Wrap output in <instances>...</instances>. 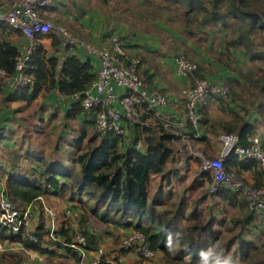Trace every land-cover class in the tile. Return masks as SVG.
Segmentation results:
<instances>
[{
  "label": "trees",
  "instance_id": "1",
  "mask_svg": "<svg viewBox=\"0 0 264 264\" xmlns=\"http://www.w3.org/2000/svg\"><path fill=\"white\" fill-rule=\"evenodd\" d=\"M7 1L0 0V4ZM101 1L109 10L106 19L103 18L104 14L93 13L88 0H54L41 8L39 15L52 22L55 21L54 14L61 11L65 18L52 23L68 30L67 25L72 35H79L81 30H86L87 41L100 48L103 46L97 45L98 39L120 36L125 41L126 54L139 59L138 74L146 79L150 87L151 83L142 70L143 52H134L149 44H139L138 40L143 38L140 34L144 31H138L136 25L139 19L147 17H155V21L170 24L183 37L180 47L184 50L174 45L178 41L176 39L169 47L158 38L157 43L165 49L168 57L173 56V61L182 54L196 65V69L185 77L188 87H192L194 79L201 78L208 82L219 79L229 89L224 99L218 96L208 98L207 105L199 111L202 117L197 129L193 128L186 116L180 135L188 137L191 149L206 158H214L213 149L222 133L236 134L240 146L247 145L248 138L257 137L264 149V0H135L136 5L132 4V0L131 4H126L128 0ZM139 5L144 8V16L138 12ZM67 16L72 19L68 20ZM109 20L113 22L109 23ZM209 34L216 38L219 35L216 40L219 50L215 57L203 58L200 56L203 55L202 43L212 44L208 41ZM9 35L21 41L17 45L12 44L5 38ZM37 38L39 42L28 64V74L34 79V86L10 92L0 85V108L5 103H23L30 107L38 97L45 98L56 93L61 100H68L69 109L62 118H58V125L42 129L51 135L60 129L55 135L57 140L50 157L29 148H18L20 151L16 152L3 151L1 144L8 148L12 146L5 141L8 131L3 130L7 121L0 114V179L6 182L10 199L16 208L32 205L34 215L31 229L37 238L36 242H32L27 239L24 230L14 234L0 226V242H6L7 247L26 251L2 252L0 264H24L28 261L29 253L43 257L46 264H82L81 254L70 247L75 231L71 220L66 218V213L70 211L77 213L78 229L86 239L83 249L87 252L84 260L87 264L90 261H96V264H122L118 262V257L128 252H132L136 259L143 260L136 256L135 247L127 250L113 248L118 240L111 243L108 232L99 236L93 233L87 223L89 214L120 229L119 234L123 238L130 232L142 234L154 252L152 260L144 261L155 264H225L217 261L210 251H202L195 246L185 248L186 240L181 239L178 231L181 229L180 223L186 218V198L181 197L170 217H166L163 211L157 214L155 209L148 207L154 181H159L157 192L162 194L160 200L166 204L173 198V190L169 189L174 187L178 179L190 174L196 177V183H192L185 191L194 188L201 190L204 185H207L208 191L211 172L198 173L200 159L183 157L179 148L173 145L174 136L158 121L150 126L127 128L124 136L96 133L94 111H84L80 106V98L96 79L97 59L85 56L75 47H62L53 33ZM196 39H202L198 45L201 46V52L194 47L198 41ZM24 45L25 40L19 30L0 22V67L8 75H13L14 63ZM237 55L243 61L241 66L236 60ZM62 57L65 59L61 62ZM222 73H226L227 77H223ZM152 89L156 88L152 86ZM72 96H78L79 99H72ZM181 103L185 112L183 99ZM211 104H215L219 115H225L226 119H213ZM45 137L42 147L47 141ZM33 143L38 144L35 141ZM24 154L28 157L30 168L20 171L18 165ZM224 167L227 172L240 177L246 185L264 189V171L258 168L256 162L238 161L231 157ZM247 171L253 172V182L244 177L243 172ZM165 186L169 189L163 190ZM93 187L101 190V197L91 191ZM39 197L51 198L52 205H55L54 199L64 201L67 205L60 213L61 227L56 232L59 241L49 238L47 218L37 201ZM209 197L225 209L240 212L238 219L232 222L242 227L237 248L239 255L245 259L256 248L254 238L249 236L264 235V216L251 213L247 203L231 190L220 188L214 194H209ZM201 200H205L203 196ZM193 205L196 207L197 203L193 202ZM111 210L114 217L108 218L107 213ZM198 215L200 213L194 209L189 218L194 219ZM182 229L185 228L182 226ZM214 239L215 236H212L211 240ZM102 248L110 249V252ZM99 251H102L101 254ZM32 261L39 264L37 260ZM238 264L245 263L239 261Z\"/></svg>",
  "mask_w": 264,
  "mask_h": 264
},
{
  "label": "built area",
  "instance_id": "2",
  "mask_svg": "<svg viewBox=\"0 0 264 264\" xmlns=\"http://www.w3.org/2000/svg\"><path fill=\"white\" fill-rule=\"evenodd\" d=\"M53 1L9 0L0 5V22H5L19 30L25 40V45L14 63L13 75H8L7 71L0 67V85L10 92L33 87L35 81L28 74V64L39 42L37 37L53 33L62 47L71 49L75 47L85 56H91L98 61L96 79L85 89L80 98V106L84 111H94L96 133L124 136L127 128L145 126L148 115L166 108L168 103L166 97L160 91L152 89L146 79L138 74L140 61L126 54L125 41L120 36H111L107 47L100 48L82 37L72 35L64 26L44 20L39 15V10ZM64 59L62 57L61 62ZM174 66L175 75L180 78L186 77L196 69V65L183 55L174 59ZM180 94L184 100L186 115L193 128L197 129L202 117L199 111L207 105L208 98L218 96L224 99L229 94V89L223 84H212L205 79L196 78L192 87L184 88ZM71 98L79 99L78 96ZM163 127L174 136L173 142L182 143L179 151L183 157L194 156L200 159V172H211L208 183L209 194H214L220 188L231 190L239 199L247 203L251 213L264 216V189L246 185L240 177L233 172H227L224 167L229 158L235 157L238 161L256 162L258 168L264 171V149L260 145L259 138H248L247 145L240 146L236 134L222 133L218 137L220 144L218 156L208 159L202 153L192 150L188 137L177 132L181 125L171 120H164ZM37 201L47 218L46 229L49 238L55 242L59 241L56 236V232L61 227L59 212L48 206L42 197ZM33 215L32 205L16 208L10 199L6 182L0 179V226L14 234L24 230L27 239L36 242L37 238L31 229ZM66 218L71 220L75 230L70 247L78 250L82 264H87L84 262L87 252L83 249L86 239L78 229L77 213L70 211L66 213ZM7 246L6 242L0 243V253L16 250ZM134 247L138 258L143 260L154 258V252L145 237L140 233L130 232L123 238L122 248L127 250ZM20 250L24 251V249ZM101 252L99 251L100 254ZM28 255L31 260H37L39 264L45 262L43 257L35 253ZM88 264H96V261H90Z\"/></svg>",
  "mask_w": 264,
  "mask_h": 264
},
{
  "label": "rangeland",
  "instance_id": "3",
  "mask_svg": "<svg viewBox=\"0 0 264 264\" xmlns=\"http://www.w3.org/2000/svg\"><path fill=\"white\" fill-rule=\"evenodd\" d=\"M134 1L135 0H132V4L136 5ZM4 3L6 2H3L2 4ZM89 3H90L89 6L92 8V11L94 14L96 12H99L100 14H104L103 18L106 19L105 16L109 14L106 12H109V10L105 6L102 5L104 3L101 0L100 1L99 0H88V4ZM126 4H131L130 0H128ZM143 4H144V1H143ZM138 7H140V5ZM60 10H63V9H60ZM138 12H141L140 15L142 16L145 15L143 7L138 8ZM63 15L64 14H62L61 11L56 12L54 14L55 21H52V22H56V21L59 22L61 18H65V16ZM67 19L70 20L72 18H69L67 16ZM154 19L155 17H147L144 20L142 19L138 20L136 29L138 31L139 30L144 31L142 33L138 32L139 34L141 33L140 37L152 39L153 41L152 43L156 44L155 45L156 47H158L159 45V43H157V38L160 39V41H162L166 47L171 46V42L172 41L174 42V39H176L178 41L174 45L177 46V48H179L180 50H184L180 47L181 45L180 41L183 39V37L179 36L177 29H175L170 24L165 23L164 21H155ZM108 22L112 23L113 21L109 20ZM65 26L72 33V30L67 25ZM158 31H160L161 35L160 33H157ZM75 35L80 37V35L78 34H75ZM218 37L219 35H217V38ZM144 38H141L138 40L139 44H143ZM217 38L209 34L208 41L212 42V44L202 43L203 44V55H200V56H203V58L205 57L212 58L217 55V49L219 50V47L216 44ZM196 40L198 41H196V45L194 47L197 48V50L201 52L202 50L201 46L198 47V45L202 39H196ZM159 55L161 56V54ZM236 60L239 63V66L243 64V61L242 60L240 61L238 59V55L236 56ZM240 69L244 70V68H240ZM5 141H7L12 147L8 148L4 144H1V148L3 151L11 152V151L18 150V148L23 149V150H27L28 148H30L28 145L26 146L24 144H21V142L19 141L13 142V139L9 136ZM49 143H50V139H48L45 145L41 149H39L40 148V139H39V142H38L39 147L38 149H35V148L34 149L37 152H40L42 156L50 157L53 151V145L52 147L49 148L48 147ZM173 145L180 148L182 146V143L173 142ZM27 159L28 157L24 154L18 165L20 171L29 170L30 165ZM208 159H211V158H208ZM200 166L197 167L198 173L200 172ZM185 178L186 177L182 179L181 177L180 179H178V181L174 183L175 184L174 187L170 189L168 188V186H165L163 188V190H167V189L173 190L172 192L173 198L166 204H164L165 202L163 200H160L162 194L161 193L159 194L157 192L159 181L158 180L154 181L150 189V200L148 203L149 204L148 207L151 209H155V213L160 214V212L163 211L166 217H170L172 215V212L175 209H177V204L180 201L181 197L186 198L187 200V208L185 212L186 218L180 223L181 229H179L178 231V234L181 236V239L186 240L185 248L188 246H195V247H198V249L202 251H210L216 257L217 261H222L225 264H238L239 261L245 264H264V235H260L257 237H254L253 235L249 236L250 238H254L256 242L255 243L256 248L253 252H249L246 258L243 259L242 255H239L238 248H237L238 238L239 236H242L241 235L242 227L232 222L234 219H238V217L240 216V212L227 209V208L225 209L222 207V205L219 202L209 197V194L207 191V185L205 188L201 190H196L193 187L194 191L193 190L185 191L191 185V181H190L191 179L189 178V175H188V179L186 182H184ZM91 191H94L93 193L97 197H101V194H102L101 190L93 187L91 188ZM201 196H203L205 200H201ZM90 198L92 197L90 196ZM43 199L48 206H51L52 208L58 211L64 209L63 207L64 201L53 200L55 205H52L51 203L53 202L51 201V198L43 197ZM159 202H162L163 204H159ZM193 202L197 203L196 207L195 205H193ZM89 205H91V203H89ZM113 206H116V204H114ZM194 209H197L198 212L200 213V215H198L200 217L196 220L194 219L197 218L198 216L195 217L194 219L189 218V214L192 213ZM113 213L114 212L111 210V212L107 213V217L113 218L114 217ZM36 221L37 219L34 220V223H36ZM87 223H88V226L93 231V233L97 234L98 236L104 232H108L111 235V243L114 244L118 240L116 246H114L113 248L118 250L120 249V247H122L123 237L121 236V234H119V232L121 233L120 229L116 228L114 225H111L110 223H105L102 220H100L98 217L90 215V214H89V218H87ZM208 223L210 224L207 226ZM182 226L183 228H185L184 230L182 229ZM212 236H215L214 240H211ZM0 243H5V242H0ZM194 243H196V245ZM16 250H20V249L16 248ZM16 250L12 252L14 253L16 252ZM102 250L106 252H110V249L106 250L102 248ZM230 258L231 260H228ZM137 261L138 263H135ZM118 262H121L122 264H155L152 261L148 262V261L136 259L135 256L132 254V252L119 255ZM24 264H35V263L32 260H30V257H29L28 261L26 260Z\"/></svg>",
  "mask_w": 264,
  "mask_h": 264
},
{
  "label": "crops",
  "instance_id": "4",
  "mask_svg": "<svg viewBox=\"0 0 264 264\" xmlns=\"http://www.w3.org/2000/svg\"><path fill=\"white\" fill-rule=\"evenodd\" d=\"M9 2V1H7ZM6 2V3H7ZM5 4V3H4ZM2 5V4H0ZM80 37L87 39L86 30L80 31ZM114 36V35H113ZM12 44L17 45L21 39L14 36L9 35L5 37ZM144 38V37H143ZM109 41V36L105 38V40L98 39L97 45L99 46H107ZM144 42L148 43V46H143L141 50H134V52L142 51L143 53V64L142 70L149 82L151 83V87H155L156 90L160 91L167 99L168 104L166 108L159 110L156 113H151L146 118V124H153V122L158 121L163 124L164 120H171L176 122V124L181 125L180 129H177V132H183L184 127V119L187 116L185 112H183V106L181 103V91L184 88L189 86L186 78H180L175 75V66L173 61V56H167L164 48L156 47L154 43H152V39L144 38ZM158 45V44H157ZM153 47V48H152ZM161 54V56L159 55ZM223 77H227L226 73L221 74ZM223 81L219 79H215L214 84H223ZM68 101V100H67ZM67 101H63L56 96V93L49 94L45 98L41 96L38 97L35 101L31 103L30 107H26L23 103L18 104H4L0 109V114L4 115L6 118L5 128L3 132L8 131L7 135L13 139V142H22L25 145H30L29 149H38L39 145L34 144L39 142L40 139V148L42 147L41 142L43 143L44 136H46V140L50 139V143L48 147H52V145L57 140V135L60 132V129L57 131L55 135H51L43 130L49 128V125H58V118H62L64 114L69 109V105ZM57 114V115H56ZM210 114L214 118L222 119L223 117L219 115L217 110V106L215 104H211L210 106ZM150 126V125H149ZM43 129V130H42ZM32 136V138H31ZM131 137H129V140ZM34 146L33 147H31ZM11 147V145L9 144ZM220 150V144L217 143L216 147L213 149L214 158L218 156ZM244 177L249 181H254V174L252 171L243 172ZM184 182L187 181L188 176H185ZM191 179V184L196 183V177L193 175H189ZM206 185L203 186L205 188ZM65 198V197H64ZM63 198V199H64ZM56 200V199H54ZM66 203L63 204L65 208ZM58 209V208H57ZM56 210V209H55ZM57 212H61L62 210H56ZM59 212V213H60ZM94 255V254H93ZM27 256V255H26ZM95 256V255H94ZM27 258H29L27 256ZM31 260V259H30ZM46 264V262H45Z\"/></svg>",
  "mask_w": 264,
  "mask_h": 264
}]
</instances>
